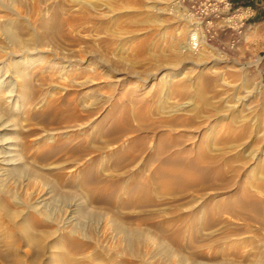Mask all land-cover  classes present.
Here are the masks:
<instances>
[{"label":"rangeland","instance_id":"rangeland-1","mask_svg":"<svg viewBox=\"0 0 264 264\" xmlns=\"http://www.w3.org/2000/svg\"><path fill=\"white\" fill-rule=\"evenodd\" d=\"M190 25L178 0H0L1 264H264V34L222 57Z\"/></svg>","mask_w":264,"mask_h":264},{"label":"built area","instance_id":"built-area-1","mask_svg":"<svg viewBox=\"0 0 264 264\" xmlns=\"http://www.w3.org/2000/svg\"><path fill=\"white\" fill-rule=\"evenodd\" d=\"M178 3L191 21L185 44L191 52L211 49L223 57L260 41V23L252 20V6L235 5L233 0H178ZM254 58L262 90L264 47Z\"/></svg>","mask_w":264,"mask_h":264},{"label":"bare ground","instance_id":"bare-ground-1","mask_svg":"<svg viewBox=\"0 0 264 264\" xmlns=\"http://www.w3.org/2000/svg\"><path fill=\"white\" fill-rule=\"evenodd\" d=\"M8 64H9L8 62L3 61L1 63V66H0V70L4 71V69H6V66ZM20 66L21 65H18V64L14 65V68H12V71L10 72L11 78H14L15 73L16 74L18 73V71L20 70ZM4 72L8 73L7 70H5ZM4 72H2V73H4ZM11 82L12 81L5 82L4 80H0V88L6 87V89L8 88V90H9L8 91L9 99L3 100L4 105H5V103L6 104L11 103V99L13 100V99H15V96H18V98L16 100V105L18 106V101H19L20 96L18 93H16V94L14 93L15 92V90L13 89L14 85ZM1 110L2 109L0 108V182H3L2 184L9 186L12 184L11 181L14 178V176H16L15 174L17 172H19V170L21 168L22 158L20 155V148L18 147V145L16 143L17 142L16 138L14 137L16 130H18V128H16L17 125L15 123L11 122L10 120H8V118L5 117L4 114H2ZM2 130L3 131L5 130V131L2 132ZM38 199H39L38 200L39 205L43 204L47 199L46 193L40 194L38 196ZM26 230H27V228H26ZM78 244H79V241L76 239L68 240L69 246H77ZM12 249H14V248H12ZM19 262H20V259L17 258V263H19Z\"/></svg>","mask_w":264,"mask_h":264},{"label":"crops","instance_id":"crops-1","mask_svg":"<svg viewBox=\"0 0 264 264\" xmlns=\"http://www.w3.org/2000/svg\"><path fill=\"white\" fill-rule=\"evenodd\" d=\"M235 5L244 4V6H252L254 15L252 20L260 23L261 36L264 34V0H233ZM264 47V35L262 38ZM261 40L258 46H261ZM262 49H260L261 51Z\"/></svg>","mask_w":264,"mask_h":264}]
</instances>
